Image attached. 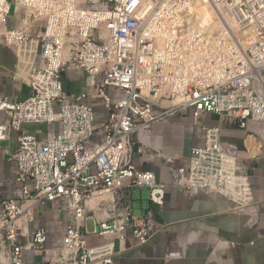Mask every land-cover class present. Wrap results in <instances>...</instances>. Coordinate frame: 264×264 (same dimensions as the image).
<instances>
[{
	"label": "built area",
	"instance_id": "1",
	"mask_svg": "<svg viewBox=\"0 0 264 264\" xmlns=\"http://www.w3.org/2000/svg\"><path fill=\"white\" fill-rule=\"evenodd\" d=\"M213 26L222 34L208 37ZM2 47L32 96L0 93V142L19 134L9 183L21 186L0 202V264H27V252L47 264H116L129 233L138 245L156 235L151 212L133 215L134 188L150 189L157 207L169 187L252 206L251 177L222 133L234 122L264 154V0H0ZM70 71L93 76L90 91L68 92ZM100 109L107 120L98 123ZM184 112L197 143L189 158L167 160L161 184L136 165L142 136ZM209 115L218 126L203 124ZM27 124L47 125L45 139ZM48 204L68 216L61 245L45 227L28 231Z\"/></svg>",
	"mask_w": 264,
	"mask_h": 264
},
{
	"label": "crops",
	"instance_id": "2",
	"mask_svg": "<svg viewBox=\"0 0 264 264\" xmlns=\"http://www.w3.org/2000/svg\"><path fill=\"white\" fill-rule=\"evenodd\" d=\"M16 65V55L0 48V93L11 101H25L32 96V91L14 81ZM63 81L68 92L80 94L90 91L94 77L83 71H70ZM99 112L98 123H101L107 117ZM192 122L190 113L184 112L145 132L141 142L145 151L136 155L138 169L153 172L159 183L168 184L171 172L167 159L189 158L197 143ZM219 122L218 116L209 115L203 124L216 127ZM179 127L184 130L176 131ZM24 131L43 140L48 126L27 124ZM222 136L224 146L236 150L251 177L252 206L241 208L223 197L196 196L169 187L164 207H157L150 203V193L147 197L142 193L138 206L132 200L133 215L141 219L151 212L156 235L149 243L138 245L129 233L119 243L116 264H264V154L247 131L235 130L226 124ZM18 137L13 132L8 141L0 142V202L21 195V186L9 183L15 177L12 156L19 148ZM67 224L68 216L55 213L54 206L48 204L37 209L35 222L28 225V231L47 228L52 245L57 246L63 242ZM98 242L92 240L91 244ZM26 262L47 264L43 256L32 252L26 253Z\"/></svg>",
	"mask_w": 264,
	"mask_h": 264
},
{
	"label": "rangeland",
	"instance_id": "3",
	"mask_svg": "<svg viewBox=\"0 0 264 264\" xmlns=\"http://www.w3.org/2000/svg\"><path fill=\"white\" fill-rule=\"evenodd\" d=\"M11 16H12L13 18H17V16H18V10H16L15 8L12 9V10H11ZM100 111L103 112V109H100ZM104 111H105V110H104ZM106 120H107V119H106ZM192 123H193V122H192ZM228 125H229L230 128H234L235 130H239L238 127H237V124L234 123V122H229ZM184 127H186V126H184ZM180 129L184 130L183 127H179V128H177V129H175V130L179 132ZM186 129H187V127H186ZM183 132H185V131H183ZM195 135H196V134H195ZM195 137H196V136H195ZM255 141H256V140H255ZM230 152H231L232 154H236V153H237L236 150H230ZM181 153H182V152H181ZM172 158H179V157H169V159H172ZM184 191H185V190H184ZM142 193H145L146 195H144V196L147 197V196H149L148 194L150 193V189H148V188H145V189L134 188V189H133V191H132V198H133V201H134L135 206H138V205H139L138 198L140 197V195H141ZM88 228H89V231H91V232L94 231V227H93V222H92V221H89V222H88Z\"/></svg>",
	"mask_w": 264,
	"mask_h": 264
},
{
	"label": "bare ground",
	"instance_id": "4",
	"mask_svg": "<svg viewBox=\"0 0 264 264\" xmlns=\"http://www.w3.org/2000/svg\"><path fill=\"white\" fill-rule=\"evenodd\" d=\"M205 25H213V18H205ZM221 34H222V27L220 26H213V30H208V37H215V35H221ZM262 137L264 139V133L262 134ZM173 159H178V158H172V160Z\"/></svg>",
	"mask_w": 264,
	"mask_h": 264
}]
</instances>
